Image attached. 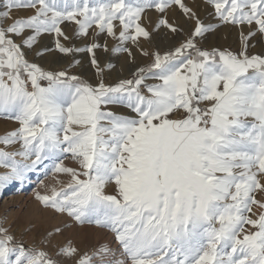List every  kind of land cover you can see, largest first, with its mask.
<instances>
[{
    "label": "snow or ice",
    "instance_id": "snow-or-ice-1",
    "mask_svg": "<svg viewBox=\"0 0 264 264\" xmlns=\"http://www.w3.org/2000/svg\"><path fill=\"white\" fill-rule=\"evenodd\" d=\"M2 2L0 20L11 9L35 13L0 28V114L19 123L0 136V189L24 183L31 172L69 176L59 189L40 181L45 191L36 192V200L78 223L109 229L119 244L118 250L101 246L85 253L76 264H264V203L253 195L264 192V57L248 56L246 43L239 54L203 51L190 38L174 51L154 53L133 79L93 86L28 63L9 34L30 29L23 43L31 47L42 32L62 36L65 20L81 18L78 34L96 24L114 35L112 21L118 19L119 39L135 42L149 36L135 23L145 8L162 12L174 3L186 14L190 10L181 0ZM210 2L225 22L255 21L264 33V0ZM210 28L197 20L192 35ZM149 79L159 82L145 83ZM110 105L135 116L118 115ZM17 142L18 151L5 150ZM68 154L78 168L64 165ZM108 185H114L112 194ZM253 205L261 209L256 219L246 215ZM245 224L256 230L245 233ZM60 253L72 256L77 249L69 242ZM0 264L58 261L14 244L0 228Z\"/></svg>",
    "mask_w": 264,
    "mask_h": 264
},
{
    "label": "rangeland",
    "instance_id": "rangeland-1",
    "mask_svg": "<svg viewBox=\"0 0 264 264\" xmlns=\"http://www.w3.org/2000/svg\"><path fill=\"white\" fill-rule=\"evenodd\" d=\"M96 2L97 0H90V3ZM99 2H106V0H99ZM125 2L134 4L137 0H125ZM181 2L190 10L187 14L174 3H169L162 12L157 11L155 7L145 8L140 19L135 23L147 31L149 36L147 38L138 36L135 42L131 39L127 41L119 39L122 26L118 19L112 21L114 35H108L106 29L101 32L96 24H91L86 34H78L79 25L76 20L81 19L80 17L73 21L65 20L60 23L62 36H58L55 32H42L36 37V41L31 47L23 43V39L32 34L30 29H25L20 36L12 34L9 36L20 47L24 59L28 63L36 64L45 71H64L68 76H77L93 86L99 84L101 80L105 85H115L121 80L133 79L138 69L145 68L153 62L154 53L163 55L165 52L174 51L190 38L197 48L209 52L212 49H217L239 54L246 43L248 56L264 57V45L261 46V43L264 42V33L259 31V26L255 21L251 24L247 22H225L218 16L215 5L210 0H181ZM5 10L4 4L0 0V12ZM34 13L35 9L32 8L11 9L9 18L0 20V28H7L14 19H24L34 15ZM160 20L167 21V25L161 24L157 27ZM197 20L202 26H211V28L202 35L193 36ZM172 28L176 30L172 31ZM134 31V27L130 28L128 34L133 35ZM224 31H227L228 34ZM249 33L252 34L249 35ZM224 34L228 38L219 45L218 36L222 38ZM242 36L247 38L246 41L241 38ZM240 38L245 43L241 44ZM211 41L215 43L214 46L201 44V42L210 43ZM57 42L63 47L71 49V51L67 53L59 51L56 46ZM93 44L97 47H94L91 52L87 51V48ZM140 45L141 47H139ZM118 48H126L127 51H114ZM37 53L42 54L38 55ZM93 59L97 62L95 66L92 63ZM139 59H142L143 63L136 67L132 73L127 74L137 65ZM158 82L151 79L145 81L148 84ZM141 91L144 92L143 87ZM108 110L118 115L135 116L130 109L123 106L110 105ZM18 127L17 121L5 118L3 114H0V136L14 131ZM4 147V145H0V148ZM19 149V142L5 148L6 151H18ZM16 159L19 160L20 157ZM63 163L67 167L78 168V164L71 158L70 154L63 159ZM3 171L5 169L0 168V172ZM28 175L29 179L24 183L14 181L9 191H6V188L0 189V228L7 230V234L13 237L14 244H21L27 249L43 251L49 258L58 261V264H76L80 256L85 253L91 255L101 246H107L112 250L119 249L115 234L109 229L98 227L94 223H78L66 213H56L36 200L35 193L45 191L40 181H43L46 186L59 189L68 183L69 176L54 173L45 175L39 172H31ZM261 183H264V178H261ZM105 191L107 194H112L114 185H108ZM253 195L255 199L264 203V192L257 190ZM260 212L261 209L253 205L252 211L246 215L256 219ZM243 227L245 233L256 230L248 224ZM243 234H241V238ZM69 242L72 247L77 249V253L72 256H65L60 253V249L68 246Z\"/></svg>",
    "mask_w": 264,
    "mask_h": 264
},
{
    "label": "bare ground",
    "instance_id": "bare-ground-1",
    "mask_svg": "<svg viewBox=\"0 0 264 264\" xmlns=\"http://www.w3.org/2000/svg\"><path fill=\"white\" fill-rule=\"evenodd\" d=\"M207 10H208V9H207ZM207 10H206V12H207ZM203 15H204V14H203ZM203 15H202V16H203ZM199 16L201 17V15H199ZM206 17H207V16H206ZM198 18H199V17H198ZM199 19H201V18H199ZM203 21H204V19L202 20V22H203ZM71 26L73 27L74 25H71ZM72 27H71V28H72ZM74 27H75V26H74ZM78 29H79V28H78ZM227 29H228V28H227ZM237 30H238V29H237ZM241 31H242V30H241ZM243 31H245V30L243 29ZM243 31H242V32H243ZM246 31H247V30H246ZM76 32H77V30H76ZM222 32H223V30H222ZM230 32H231V31H230ZM224 33H227V31H224ZM235 33H236V31H235ZM243 33H244V32H243ZM243 33H242V34H243ZM221 34H223V33H221ZM227 34H228V33H227ZM233 34H234V33H233ZM231 36H232V35H231ZM218 37H219V41H218L219 45L223 43L224 39L228 38L225 34H224V36H223L222 38H220V36H218ZM229 37H230V36H229ZM233 37L235 38V36H233ZM241 38L243 39V36H242ZM241 38H240V39H241ZM209 39H210V38H209ZM212 39H213V38H212ZM214 39H215V38H214ZM232 39H233V38H232ZM242 39L240 40V42H242L241 44L245 43L244 40H242ZM249 39H250V38H249ZM210 40H211V39H210ZM216 40H217V38H216ZM233 40H234V39H233ZM203 41H204V40H203ZM212 41H213V40H212ZM212 41H211L210 43H205L206 41H205V42H201V44L204 45V46H212V45L214 46L215 43L212 42ZM231 41H232V40H231ZM232 42H233V41H232ZM240 42H239V43H240ZM247 42H248V41H247ZM143 44H144V43H143ZM235 44H236V43H235ZM219 45H217V46H219ZM238 45H239V44H238ZM248 45H249V44H248ZM263 45H264V42L261 43V46H263ZM139 47H141V45H140ZM220 47H221V46H220ZM235 47H236V46H235ZM241 47H242V46H241ZM237 48H238V47H237ZM239 48H240V47H239ZM239 48H238V49H239ZM142 63H143V60H142V59H139L137 65L134 66L131 70H129V71L127 72V74L132 73V72L136 69V67H138V66H139L140 64H142ZM11 185H12V184L5 186L6 191H9V190H10Z\"/></svg>",
    "mask_w": 264,
    "mask_h": 264
},
{
    "label": "trees",
    "instance_id": "trees-1",
    "mask_svg": "<svg viewBox=\"0 0 264 264\" xmlns=\"http://www.w3.org/2000/svg\"><path fill=\"white\" fill-rule=\"evenodd\" d=\"M203 51H205V50H203ZM136 73H137V72H136ZM136 73H135V74H136ZM23 247H24V246H23ZM24 248L27 249L26 247H24Z\"/></svg>",
    "mask_w": 264,
    "mask_h": 264
}]
</instances>
